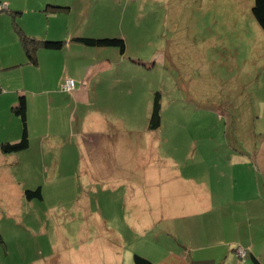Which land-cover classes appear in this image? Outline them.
Here are the masks:
<instances>
[{"label": "rangeland", "instance_id": "obj_1", "mask_svg": "<svg viewBox=\"0 0 264 264\" xmlns=\"http://www.w3.org/2000/svg\"><path fill=\"white\" fill-rule=\"evenodd\" d=\"M52 1L49 5L64 8L45 12L41 24L33 11L23 13L20 20L30 25L26 35L66 41L118 37L126 50L79 43L80 57L113 66L97 74L94 86L104 88L96 102L78 105L76 112L74 103L54 97L53 107L32 114L31 150L1 154L0 264H131L132 255L148 245L178 244L185 237L167 232L165 222L138 237L124 219L125 198L90 185L82 163L96 136L82 121L88 115L111 121L104 132L121 136L119 144L138 138L143 143L159 92L162 126L151 134L180 167L195 168L201 158L204 167H213L230 148L262 151L264 30L252 14L255 0ZM9 44L0 60L14 55ZM87 52L93 54L86 58ZM57 61L46 63L45 75L53 81L60 72ZM34 66L26 59L17 69L29 76ZM130 151H140L139 144ZM249 166L256 168L251 160ZM39 186L43 201L24 198L26 190ZM11 204L18 207L17 217L7 215Z\"/></svg>", "mask_w": 264, "mask_h": 264}, {"label": "crops", "instance_id": "obj_2", "mask_svg": "<svg viewBox=\"0 0 264 264\" xmlns=\"http://www.w3.org/2000/svg\"><path fill=\"white\" fill-rule=\"evenodd\" d=\"M48 2L53 1L0 0L1 10L8 7L0 11V55L8 51L9 42L15 49L14 55L9 54L8 59L0 60V144L8 142L3 141L7 138L20 139L22 120L13 112V107L25 97L30 146L22 152L32 148V137L35 136L30 121L32 114L41 115L45 109L53 107L51 100L54 97L74 103L76 112L78 105H93L104 88L99 83L94 86L97 74L100 69L113 68L106 59L89 63L80 57L79 43L71 38L61 50H38V63L33 64L38 72L32 70L27 76L18 71L20 68L17 67L27 59L20 30L28 33L30 29L20 17L25 11H33L41 24L45 12H60L56 9L64 8ZM87 53L86 58L93 54ZM50 59L60 60L57 61L60 72L55 81L45 75L50 71V64H46ZM67 78L75 81L74 90L68 93L62 88ZM98 118L92 119L88 115L82 121L83 128L91 129L96 136L87 144H91V148L90 151L84 150L82 163V172L88 175L90 185L97 189L102 187L105 193L118 194V199L125 198L124 219L138 237L145 236L155 225L164 222L167 232L185 237L178 244L152 243L143 249L142 255L153 264H255L254 257L264 264V149L252 148L250 152L241 153L230 148L221 153L222 158H218L213 167H204L201 158L199 166L185 169L175 159H167L163 154L162 141L151 134L158 129L151 130L143 143L138 138L119 144L117 141L121 136L104 132L106 126L114 125L113 122ZM138 144L141 152L130 151ZM1 154L6 155L0 151ZM163 160L169 161L165 163ZM250 160L256 168L249 166ZM6 179L9 180L7 183L11 182L10 176ZM38 188L42 199H29L25 194L24 198L30 202L34 199L43 201V187ZM16 194L23 198L20 189ZM15 205L8 206V217L12 218L14 214L17 217L18 207ZM239 248L246 251L245 256L238 254ZM115 258L119 263L122 257L116 253ZM131 264H134L133 258Z\"/></svg>", "mask_w": 264, "mask_h": 264}, {"label": "trees", "instance_id": "obj_3", "mask_svg": "<svg viewBox=\"0 0 264 264\" xmlns=\"http://www.w3.org/2000/svg\"><path fill=\"white\" fill-rule=\"evenodd\" d=\"M7 10L6 9L1 10ZM252 14L259 25L264 30V0H255L254 6L252 7ZM14 16V15H13ZM20 38L22 46L25 50L27 56V62L37 64L38 63V50L40 48L49 49V50H61L66 46V40H49V39H39L35 37H30L23 33L20 30ZM74 42L81 43L87 46L94 47H118L121 53H124L126 50V43L123 38L118 37H106V38H93V37H83L77 36L72 38ZM13 112L18 115L22 120V135L20 139L14 143L11 142H2L0 144V151L4 154L19 153L29 148L30 146V136L28 131V120H27V102L25 97H21L18 104L13 107ZM162 124V102L160 93L157 92L154 103L151 119L149 122L150 130H157L161 127ZM25 195L27 198H39L42 199L41 189L36 190H26ZM0 242H3V237L0 234ZM255 264H263L256 257H254ZM134 264H153V262L138 253H135L133 256Z\"/></svg>", "mask_w": 264, "mask_h": 264}, {"label": "built area", "instance_id": "obj_4", "mask_svg": "<svg viewBox=\"0 0 264 264\" xmlns=\"http://www.w3.org/2000/svg\"><path fill=\"white\" fill-rule=\"evenodd\" d=\"M75 88V81L71 78H67L65 80V83L63 84V90L65 91H72ZM238 254L240 256H245L246 255V251L243 248H239L238 250Z\"/></svg>", "mask_w": 264, "mask_h": 264}]
</instances>
